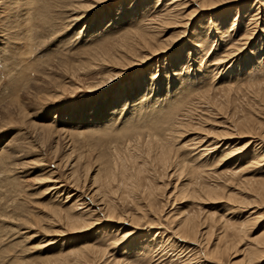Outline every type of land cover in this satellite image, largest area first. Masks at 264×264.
Segmentation results:
<instances>
[{"label": "rangeland", "instance_id": "obj_1", "mask_svg": "<svg viewBox=\"0 0 264 264\" xmlns=\"http://www.w3.org/2000/svg\"><path fill=\"white\" fill-rule=\"evenodd\" d=\"M146 2L0 0V264H47L59 254L73 264L69 252L86 244L102 252L81 264H264V200L255 193L264 184V0H195L183 16L206 8L168 50L145 63L148 52L137 51L125 70L109 57L97 63L157 18L162 0ZM74 4L84 16L71 25ZM257 8L255 37L237 52ZM103 28L113 29L91 38ZM183 29L163 25L152 43H171ZM33 123L68 135L42 145ZM60 138L66 146L54 152ZM161 138L173 148L168 169L157 157ZM71 151L77 168L59 167ZM83 210L84 227L66 224L67 212ZM188 217L202 230L194 245L178 229Z\"/></svg>", "mask_w": 264, "mask_h": 264}, {"label": "bare ground", "instance_id": "obj_2", "mask_svg": "<svg viewBox=\"0 0 264 264\" xmlns=\"http://www.w3.org/2000/svg\"><path fill=\"white\" fill-rule=\"evenodd\" d=\"M103 1H105V0H100V2H103ZM147 2H146V7H148V6H154L155 5V3H154V0H146ZM150 1H151V3H152V1H153V3L154 4H150ZM158 1H161V0H157V3H158ZM197 1V0H196ZM202 1H204V0H202ZM208 1H211L210 3H212V1H213V3H214V0H208ZM230 1H235V0H223V2H221L220 4H223V3H226V2H230ZM190 2H192V3H195V0H162V4L159 6V8L156 10V12L157 13H160L158 16H157V18H153V19H151V21L150 22H148L147 24H146V26H144V28H142L141 30L139 29V30H135L131 35H130V33H128V34H125L124 36H122V37H120V38H118V41H117V43H115L113 46L111 45V47H109L107 50H104L105 52L104 53H102V54H99L98 56H96L95 57V59H98V60H96L97 61V63H100V62H103V61H106L107 60V58L109 57V58H111V59H114L115 60V62L116 63H121L123 66H125L124 68H120V66L118 67L117 66V68H119V69H122V70H125V69H127V68H130V67H133L134 65H136V64H138L137 63V61H136V63L133 61H131L130 59H129V57H131L132 58V56H136L137 55V51H144V52H148V54H146L145 56H144V58H142L143 60L141 61V63H145V62H147L146 60H150V59H152V58H154L155 56H157V55H159L160 53H162V52H164V51H166V50H168L169 48H170V46L174 43V42H176L179 38H181L182 36L181 35H184L185 33H187L188 31H189V25H190V20L191 19H193V17L196 15V14H198V13H196V11H198V10H203V9H205L206 7H204V5H202V8H201V6H198V4H197V6H195L196 8H195V11L192 13V15L191 16H183L182 14H181V9H183V8H185L187 5H191L190 4ZM216 3V2H215ZM219 4V5H220ZM218 5V4H217ZM74 6H75V4H74ZM69 7H71V6H69ZM78 7V6H77ZM76 6L74 7V8H72L71 7V10H70V8H67V10L70 12V13H68V18H70L69 19V21H70V24L71 25H75V24H78L80 21H81V18L84 16V14L82 15V17H80L79 16V14L78 13H80L81 12V10H80V8H77ZM93 7H95V5H92V7L91 8H93ZM201 8V9H198V8ZM211 7H216V5L215 6H212L211 5ZM89 9V8H88ZM209 9V8H208ZM66 10V9H65ZM67 11V12H68ZM258 11H259V9L257 8V12L256 13H254L253 15H251V17H250V22H249V25H251L252 27L250 28V29H248V30H246L245 31V36L242 38L243 40H244V42L242 43V44H239V43H236V45H234L233 47H235L236 48V51L237 52H239V51H242V49L245 47L244 45H246L247 44V41H249V40H251L252 38H254L255 37V34H256V31H257V29H258V27H257V25H256V22L258 23V20H257V15L259 14L258 13ZM95 24V23H94ZM163 25H166L167 27H183L184 29L181 31V32H178V33H180V36H179V34H176V36H175V38L174 39H172L173 40V42H167V43H165V45H160V44H153L152 43V41H155V39H156V36L158 35V32L160 31V29H161V27L163 26ZM95 27V26H94ZM263 27V26H262ZM247 28H249V27H247ZM113 29V28H112ZM112 29H106V30H112ZM106 30H104V28H103V30L102 31H98L97 33H95L94 35H91V38L93 39L94 37H97V35L99 34V36L101 35V34H103V32H105ZM219 31V30H218ZM264 31V30H263ZM160 34V33H159ZM198 37H201L200 35L198 36ZM200 39V38H199ZM191 40V39H190ZM197 45V44H196ZM198 46V45H197ZM101 49V48H100ZM112 49V51L110 52H107L108 50H111ZM235 49H233V51H234ZM228 53V52H227ZM231 55H233V54H228V56H226V59L227 58H229ZM234 56V55H233ZM94 59V60H95ZM226 59L225 60H222L221 62H224V61H226ZM128 61V62H127ZM129 61H131L133 64H130L131 62H129ZM235 62V61H234ZM176 72V71H175ZM178 72V71H177ZM123 73L121 72V71H119L118 73H117V77H120V75H122ZM176 75H178V74H176ZM253 76V75H252ZM107 83H109V82H104V84H102L101 86H104L105 84H107ZM100 86V87H101ZM252 91V90H251ZM124 97H126V95H124L122 98H124ZM125 99V98H124ZM122 103V100H117V101H114V102H112V104H110V106H112V109L110 110V111H112V110H114V109H120V104ZM21 105V104H20ZM14 108H15V106H13ZM17 107V106H16ZM116 111V110H115ZM114 112V111H113ZM111 113V112H110ZM131 113V112H130ZM112 114V113H111ZM114 114V113H113ZM122 114V113H121ZM111 116H113V115H111ZM116 116V115H115ZM114 116V117H115ZM110 119H111V117H109ZM113 118V117H112ZM107 119V118H106ZM113 120H114V118H113ZM133 121V120H132ZM202 123V122H201ZM252 123V122H251ZM34 124V123H33ZM200 124V123H199ZM240 124H241V122H240ZM51 125V124H50ZM88 125V124H87ZM183 125V124H182ZM34 129L35 130H37V135L38 136H40L39 138H41L40 139V142H41V144L43 145V144H46V142L48 143V141H49V138L50 139H52L53 138V134H57V136H58V134L59 135H66L67 134V130H66V128H56L55 130L56 131H54V132H51V131H49L48 133H46V131H45V134H44V132H39V130L41 129V131L43 130H46V128H49L50 126L48 125H46V124H34ZM81 126H83V125H81ZM225 127H227V126H225ZM236 127V126H235ZM245 127V126H244ZM248 127V126H247ZM246 127V128H247ZM86 128V127H85ZM245 128V129H246ZM235 129V128H234ZM248 130V129H247ZM166 131H167V129H166ZM245 132V131H244ZM66 133V134H65ZM169 134H170V132H169ZM63 135V136H64ZM68 135V134H67ZM166 135V134H165ZM168 135V134H167ZM166 135V136H167ZM150 136V135H149ZM169 136H171V135H169ZM168 136V137H169ZM66 137V136H65ZM159 137V136H158ZM167 137V138H168ZM223 137H225V136H223ZM228 137V136H227ZM227 137H225V138H227ZM257 137V136H256ZM151 138V137H150ZM157 138V137H156ZM220 138V137H219ZM253 138V137H252ZM15 139H17L16 137H15ZM160 139V138H159ZM157 140V139H156ZM155 140V141H156ZM252 140V139H251ZM14 141V140H13ZM56 140L54 139V141L53 142H55ZM148 141V140H147ZM154 141V142H155ZM163 140H162V138H161V142L160 143H162V144H164L163 145V147H160L159 149H160V151L157 153V157L159 158V160H160V162H162V165H164V168L165 169H168L170 166H171V164H173L172 162H173V154H171V151H173L172 149V147H171V145L168 143V144H166V142H164L165 141V139H164V141L162 142ZM202 141H203V139H202ZM158 142H159V140H158ZM200 142H201V140H200ZM17 143V142H16ZM49 143L50 144H52V142L51 141H49ZM153 143V142H152ZM201 143H203V142H201ZM66 144V143H65ZM200 144V143H199ZM217 144H218V146H216V147H221V142H217ZM220 144V145H219ZM262 144V143H261ZM14 145V144H13ZM17 145H19V144H17ZM154 145V144H153ZM158 145H160V144H158ZM201 145V144H200ZM250 145V144H249ZM257 145H259V144H257ZM264 145V144H263ZM51 146V145H50ZM66 146V145H65ZM64 146V142L62 141V139L60 138V140H57L56 141V144H55V146H53V148H55V150H54V152H57V150L58 149H60L61 150V148L62 147H65ZM162 146V145H161ZM202 146V145H201ZM68 147V146H67ZM152 147V146H151ZM155 147H157V146H155ZM261 147V146H260ZM17 148V147H16ZM64 149V148H63ZM153 149V148H152ZM211 150H212V148H211ZM155 151V150H154ZM6 152V151H5ZM15 152H18V151H15ZM156 152H157V150H156ZM1 153V152H0ZM7 153V152H6ZM118 153V152H117ZM143 153V152H142ZM174 153V152H173ZM204 153V152H203ZM149 154V153H148ZM264 154V153H263ZM5 155V154H4ZM7 155H12V154H6V156ZM156 155V154H155ZM259 155V154H258ZM74 155H73V153H72V151L71 152H69V154H68V156L65 158V160H61V158H58L59 159V164H58V166L60 167V166H62L63 165V163H65L66 161L68 162V164L71 166V168L73 167V168H75L76 166H78V160L76 161V160H73L72 159V157H73ZM13 157V156H12ZM125 157V156H124ZM132 157V156H131ZM150 157H151V155H150ZM154 157V156H153ZM175 157V156H174ZM2 158H3V156H2ZM8 158H10V157H8ZM128 158H130V157H128ZM156 158V157H155ZM134 159V158H133ZM176 159V158H175ZM4 160V158L3 159H1L0 161H1V163H2V161ZM6 161H7V159H5ZM4 160V161H5ZM117 160V159H116ZM119 160V159H118ZM123 160V159H122ZM126 160V159H125ZM158 160V161H159ZM257 160H259V161H264V155H259V157L257 158ZM3 161V162H4ZM10 161V159L8 160V162ZM11 161H12V159H11ZM128 161H130V160H128ZM147 161V160H146ZM177 161V160H176ZM176 161H174L175 163H177ZM121 162V161H120ZM5 163V162H4ZM10 163V162H9ZM114 163V162H113ZM116 163V162H115ZM114 163V164H115ZM125 163V162H124ZM145 163V162H144ZM3 164V163H2ZM7 164V163H6ZM12 164V163H11ZM153 164V163H152ZM124 165V164H123ZM174 165H176V164H174ZM181 165V164H180ZM6 166V165H5ZM15 166V165H14ZM117 166V168H118V165H116ZM124 166H126V165H124ZM127 166H128V164H127ZM143 166V165H142ZM178 166V165H177ZM184 166V165H183ZM0 167H2L1 165H0ZM6 167H8V165L6 166ZM144 167V166H143ZM155 167V166H154ZM173 167V166H172ZM3 168V167H2ZM9 168H11V166L9 167ZM77 168V167H76ZM119 168H121V167H119ZM138 168V167H137ZM136 168V169H137ZM163 168V167H162ZM4 169V168H3ZM3 169H1V170H3ZM8 169V168H7ZM124 169H126V168H124ZM129 169V168H128ZM10 170V169H9ZM8 170V171H9ZM178 170H180V169H178ZM11 171V170H10ZM174 171V170H173ZM3 172H5L4 170H3ZM76 172V170H73L72 172H71V175H73V176H75L77 173H75ZM167 172V171H166ZM169 172V171H168ZM176 172H177V170H176ZM0 173H2V171H0ZM166 174V173H165ZM3 175V174H2ZM53 175V174H52ZM136 175V173L135 172H133L132 173V177L133 176H135ZM159 175V174H158ZM170 175V174H169ZM168 175V176H169ZM6 176V175H5ZM52 177H54V176H52ZM51 177V178H52ZM59 177V176H58ZM69 177V176H68ZM163 177V176H162ZM170 177V176H169ZM71 178V177H70ZM74 178V177H73ZM82 178V177H81ZM85 178V177H84ZM0 179H1V177H0ZM3 179V178H2ZM1 179V180H2ZM80 178L78 177V179L77 180H79ZM51 180V179H50ZM52 180H53V178H52ZM51 180V181H52ZM56 180L58 181V179L56 178ZM75 180V179H74ZM9 181V180H8ZM55 181V179L53 180V182ZM56 181V182H57ZM3 182H4V180H3ZM73 182V181H72ZM76 182V181H75ZM78 182V181H77ZM58 183V182H57ZM262 183V182H261ZM260 183V184H261ZM53 184H55V183H53ZM59 184H61V183H59ZM58 184V185H59ZM82 184H83V182H82ZM57 185V186H58ZM55 186V185H54ZM85 186V185H84ZM257 186V185H256ZM248 187V186H247ZM258 187V186H257ZM55 188H56V186H55ZM62 188V191H64V187H63V185H59L58 187H57V189H61ZM250 189V188H249ZM254 189V188H253ZM211 192L212 193H214V190H211ZM71 193V192H70ZM69 193V195H68V197H71V196H73V194H70ZM256 193V195L258 196V198L261 200V201H263L264 200V184L262 185L261 184V187H259L258 189H257V192H255ZM207 194V193H206ZM224 194V193H223ZM219 195V194H218ZM255 195V196H256ZM253 196V195H252ZM77 197L78 198H76L77 200H76V202L77 201H79V200H81V199H79V195H77ZM223 197V196H222ZM81 198V197H80ZM75 202V203H76ZM103 202V201H102ZM246 202V201H245ZM249 202H251V201H249ZM253 202H255V201H253ZM252 202V203H253ZM264 202V201H263ZM74 203V204H75ZM102 204V203H101ZM247 204V203H246ZM254 204H256V203H254ZM110 205V204H109ZM75 206H77L76 204H75ZM79 206V205H78ZM83 205H81L80 207H82ZM248 206V205H247ZM86 207V206H85ZM257 207V206H256ZM255 207V208H256ZM76 208H79V207H76ZM82 208H84V207H82ZM63 211V210H61V209H55V211H57V213H58V211ZM81 210V209H80ZM67 211V210H66ZM251 211H253V209L251 210ZM70 212V211H69ZM69 212H67V215L69 216L68 218V221L66 222V224L68 225V226H70V227H72V229H74V230H79L80 229V227H82L83 225H79V224H82V222L83 221H85L83 218H81L82 217V212H84V210L83 211H81V216H80V214L79 215H77V214H72V215H70V213ZM86 212V211H85ZM89 212H91V211H89ZM95 212V211H94ZM257 212V213H256ZM255 212V210L252 212V213H255L256 215H260V214H258V211H256ZM252 213H251V215H252ZM89 214V213H88ZM254 214V215H255ZM84 215V214H83ZM93 215V214H92ZM113 211H109V220L110 219H112V218H114L113 217ZM72 216V217H71ZM130 216V215H129ZM135 217H137V216H135ZM159 217V216H158ZM157 217V218H158ZM96 218V217H95ZM186 218V217H185ZM192 218V217H191ZM190 217H188L187 219H185V220H183V222H181L179 225V228L178 229H180V231L182 232V233H184L183 234V236H184V240H186L185 242H189L190 244H195V243H197V239H198V236H200L201 234H202V230L199 228L200 226H198V225H196L197 223H195V221L193 220V219H191ZM197 218V217H196ZM195 218V219H196ZM18 219H20V218H18ZM87 219V218H86ZM98 219V218H97ZM101 219V218H100ZM246 220H244V227L245 226H247L248 225V223H250V221L252 222V220H251V218L250 219H248L247 217L245 218ZM253 219H254V217H253ZM21 220V219H20ZM113 220V219H112ZM120 220H122V219H120ZM198 220V219H197ZM13 221V220H12ZM87 221H89V220H87ZM91 221H94V220H91ZM125 221H127V220H125ZM255 221V220H254ZM257 221V220H256ZM16 222V221H15ZM19 222V221H18ZM96 222V221H95ZM118 222V221H117ZM122 222V221H121ZM198 222V221H197ZM219 222V221H218ZM84 223V222H83ZM161 223V222H160ZM254 223V222H253ZM86 224V223H85ZM84 224V225H85ZM93 223H91V225H92ZM199 224V223H198ZM225 224V223H224ZM228 224V223H227ZM256 224V223H255ZM94 225V224H93ZM130 225H131V223H130ZM85 226H90V225H85ZM231 226V225H230ZM238 226V225H237ZM84 227V226H83ZM119 227H121V226H119ZM136 227V226H135ZM227 227V226H226ZM86 228V227H85ZM84 228V229H85ZM88 228H90V227H88ZM87 228V229H88ZM246 228V227H245ZM83 229V228H82ZM125 229H126V227H125ZM178 229H177V231H178ZM237 230H238V228H236ZM244 231V229H240V231ZM247 230V229H246ZM176 231V230H175ZM180 231H178V233H180ZM239 231V230H238ZM125 232V231H124ZM264 232V231H263ZM263 232L261 233V235L263 234ZM181 233V234H182ZM207 233V232H206ZM212 233V232H211ZM247 233V232H246ZM127 234V233H126ZM181 234H180V236H181ZM125 236V235H124ZM127 236V235H126ZM180 236H178V237H180ZM222 236V235H221ZM260 237V236H259ZM262 237V239H264L263 238V236H261ZM124 238V237H123ZM181 238V237H180ZM223 238H224V235H223ZM256 238V237H255ZM254 238V239H255ZM182 239V240H183ZM210 239V238H209ZM236 239V238H235ZM257 239V238H256ZM183 240V241H184ZM150 241V240H149ZM210 241V240H209ZM241 241V240H240ZM200 242H202V240L200 241ZM219 242V241H218ZM255 242V241H254ZM260 242H261V240H260ZM199 243V242H198ZM221 243H223V242H221ZM256 243H257V241H256ZM262 243V242H261ZM240 244V243H239ZM84 245V244H83ZM82 245V246H83ZM87 245V244H86ZM83 246V247H79V248H74L73 250H71L69 253H71V254H74L75 255V258L74 259H76L75 260V262L73 263V264H81V263H84V262H86V260H90V255L92 256L93 255V257L92 258H94L95 256H98L99 255V252H100V254H101V252L102 251H98L97 250V247H94V246H92V245H90V244H88L87 246ZM262 245H264V243H262ZM231 246V245H230ZM234 246V245H233ZM256 245H254V247H255ZM183 247V246H182ZM219 246H217V248H218ZM252 247V246H251ZM256 247H258V246H256ZM217 248H216V251H217ZM228 248V247H227ZM164 249V248H163ZM214 249V248H213ZM212 249V250H213ZM221 249V248H220ZM248 249V248H247ZM103 250V249H102ZM219 250V249H218ZM256 250L257 249H255V248H250L249 249V252L251 253V254H253V253H255L256 252ZM103 251H105V250H103ZM210 251H211V249H210ZM239 251V250H238ZM243 251V250H242ZM258 251V250H257ZM225 252H226V250H225ZM229 252H230V249H229ZM244 252V251H243ZM68 253V254H69ZM104 253V252H103ZM184 253V252H183ZM215 254H216V252H215ZM222 254V253H221ZM249 254V253H248ZM254 255H256V254H254ZM57 256V258L56 259H52V260H50V261H48L47 262V264H54L55 262H57V259H59L60 257H62V255L61 254H59V255H56ZM182 256V255H181ZM180 256V257H181ZM217 257V256H216ZM89 258V259H88ZM101 258H103V257H101ZM97 259V258H96ZM63 260H66V259H63ZM63 260H58V262H57V264L59 263V264H70L68 261H63ZM68 260V259H67ZM107 260V259H106ZM55 261V262H54ZM91 261V260H90ZM103 261V260H102ZM94 262V261H93ZM89 263V262H88ZM115 263H117V261L115 262ZM72 264V263H71ZM112 264V263H111ZM114 264V263H113Z\"/></svg>", "mask_w": 264, "mask_h": 264}]
</instances>
